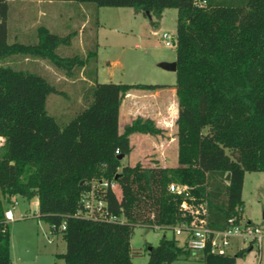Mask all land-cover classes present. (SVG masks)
<instances>
[{
  "label": "trees",
  "instance_id": "16d2710c",
  "mask_svg": "<svg viewBox=\"0 0 264 264\" xmlns=\"http://www.w3.org/2000/svg\"><path fill=\"white\" fill-rule=\"evenodd\" d=\"M13 1L0 0V137L5 148L0 157V264H11L4 201L17 195L37 198L38 217L62 233L67 248L59 256L65 264H133L135 226L174 231L197 216L182 208L185 200L207 207L212 229H225L230 217L243 216L246 172H264V0H206L204 5L196 0H62L82 3L96 16L101 6L134 7L153 23L166 8H177L176 166L122 161L132 151V133L162 131L143 117L121 131L123 98L132 88L164 85L99 81L94 34L92 45L72 55L63 54L72 44L71 33L45 25L38 27L34 41L13 39ZM24 60L31 67L20 65ZM45 65L71 78L67 82L76 101L69 105L74 114L68 122L47 108L49 94L69 92L53 83ZM102 179L117 181L121 195L111 186L99 188L105 213L78 216L82 194ZM172 182L188 184L194 199L171 192ZM252 247L236 254L210 247L192 251L174 232L149 248L145 264H171L197 253L204 264H234Z\"/></svg>",
  "mask_w": 264,
  "mask_h": 264
},
{
  "label": "rangeland",
  "instance_id": "374dc122",
  "mask_svg": "<svg viewBox=\"0 0 264 264\" xmlns=\"http://www.w3.org/2000/svg\"><path fill=\"white\" fill-rule=\"evenodd\" d=\"M21 5L27 10L29 23L34 22L35 12L38 9L46 7L45 22L53 25H50L52 30L62 35L71 33L72 44L63 54L72 55L84 51L86 45H92L91 36L94 34L95 41L99 43V62L97 63L100 71L99 81L146 83L153 76H161L167 82H176V70L168 68L167 65L175 62L177 49L175 46H167L163 33L167 31L174 37L177 35V8H166L164 16H161L162 19L155 18L156 23H153L149 16L134 7L101 6L96 16L87 12L86 5L76 2L52 0L46 6L38 2H25ZM12 17L13 14L11 22ZM85 26L87 27L83 32ZM29 62L30 60H24L20 65L31 67ZM46 69L52 75L53 83L59 89L69 92V95L56 92L49 94L47 108L61 122H68L74 114H72L73 111L68 110L69 105L76 101L72 94L71 83L67 82L71 78L54 66L48 65ZM125 120L124 117L121 121L119 120L121 131H123ZM174 131H176L175 126ZM176 150L178 153V147ZM4 152V139L0 137V157ZM122 161L125 165L135 164V159L128 155ZM142 164L153 166L155 163L147 161ZM167 165L176 166L178 160ZM116 192L119 196L121 195L120 184L116 187ZM243 199V220H250L259 225L264 233V172H246ZM4 206L5 210L11 208L15 216L14 220L7 222L11 264H65L59 254L66 251V241L62 233H54L49 223L38 217L37 198L29 199L23 195H17L9 200L5 199ZM120 219L125 221L124 217ZM164 235L172 238L174 231L136 225L131 239L133 264L147 263L150 256L149 248L157 246ZM177 238L184 240L183 235ZM248 243L234 239L227 253L236 254L240 248H247ZM200 255L193 254L188 258L177 259L171 264H204ZM234 264H264V236L260 248L257 244H253L251 249L245 250L244 254L236 258Z\"/></svg>",
  "mask_w": 264,
  "mask_h": 264
},
{
  "label": "crops",
  "instance_id": "0c3cea01",
  "mask_svg": "<svg viewBox=\"0 0 264 264\" xmlns=\"http://www.w3.org/2000/svg\"><path fill=\"white\" fill-rule=\"evenodd\" d=\"M46 1L47 0L13 1V6L16 5V7L14 6L15 11L13 13L12 22H10V30L13 39L23 41L36 40L35 38L37 35V29L40 25H45L50 30H52L50 26L52 24L49 25L45 22L47 17L46 7H41L38 9V11L35 12L36 15L35 19L33 20L34 22L29 23L27 19V10L25 7H22L23 5H21L25 4V2H38L46 6L47 3L51 2ZM163 16L164 11L162 13V17ZM99 75L100 71L98 68V80ZM164 79L163 77L161 78V76H153L146 83L163 84L164 86L154 90L132 88L122 100L119 120L121 121L123 117L126 119L124 128L135 118L143 117L153 119L157 126L162 129L161 133L156 135L142 132H135L130 135L132 151L128 156L135 159V163L139 161L142 163L148 161L152 163H159L161 165L165 164L164 166H168V163H171L176 159L178 160V153L176 150L178 147L176 136V120L178 117V102L175 87L176 82H167V80ZM120 82L128 83L124 81ZM137 83L139 84L141 82H131L130 84ZM174 126L176 131H174Z\"/></svg>",
  "mask_w": 264,
  "mask_h": 264
},
{
  "label": "built area",
  "instance_id": "2783aa9c",
  "mask_svg": "<svg viewBox=\"0 0 264 264\" xmlns=\"http://www.w3.org/2000/svg\"><path fill=\"white\" fill-rule=\"evenodd\" d=\"M195 3L204 5L206 0H196ZM163 37L166 40L167 46H177V35L174 37L166 31L163 33ZM118 185L117 181L94 180L91 189L83 193L80 198L83 208L78 211L77 215L84 217L103 215L106 211V202L100 198L97 192L99 188L106 189L108 186L116 190ZM169 190L194 199L191 187L188 184L172 182L169 184ZM181 206L183 209L197 214L193 221H184L174 228L175 235H183L184 244L192 251H200L210 247L214 252H227L233 245L234 239L247 241L249 245L257 244L259 248L261 247L264 236L262 228L250 220L244 221L243 216L240 219L237 216L230 217L228 219V226L225 229H212L208 225L206 206H194L188 200L183 201ZM5 217L7 222L14 220L15 216L11 208L5 211ZM61 228L66 229L65 222L61 224Z\"/></svg>",
  "mask_w": 264,
  "mask_h": 264
},
{
  "label": "water",
  "instance_id": "95a60500",
  "mask_svg": "<svg viewBox=\"0 0 264 264\" xmlns=\"http://www.w3.org/2000/svg\"><path fill=\"white\" fill-rule=\"evenodd\" d=\"M167 67L170 68V69H175V70H176V67H177V63H176V61H175L174 63H172V64L167 65ZM123 157H124L123 154H120V155H119V158H120V159L123 158Z\"/></svg>",
  "mask_w": 264,
  "mask_h": 264
}]
</instances>
